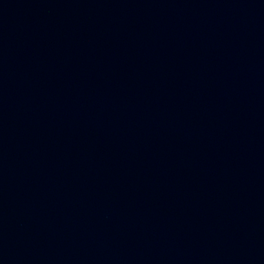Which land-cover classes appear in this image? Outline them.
Masks as SVG:
<instances>
[{"label":"water","instance_id":"obj_1","mask_svg":"<svg viewBox=\"0 0 264 264\" xmlns=\"http://www.w3.org/2000/svg\"><path fill=\"white\" fill-rule=\"evenodd\" d=\"M0 264H264V0H0Z\"/></svg>","mask_w":264,"mask_h":264}]
</instances>
